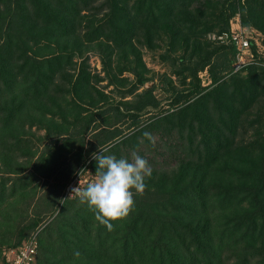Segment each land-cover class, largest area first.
<instances>
[{"label": "trees", "instance_id": "16d2710c", "mask_svg": "<svg viewBox=\"0 0 264 264\" xmlns=\"http://www.w3.org/2000/svg\"><path fill=\"white\" fill-rule=\"evenodd\" d=\"M95 1L0 0V18L11 24L18 22L16 31L8 25L0 43V164H4L7 174L0 183L2 221L13 229L21 224L18 220L21 213L27 211L11 202L3 210L5 182L11 181L9 194L19 185L23 188L21 195L26 197L25 187L36 178L32 169H39L45 165V159H50L51 151L45 156L44 151L38 152V146H30L24 137L29 133L25 124L32 126L39 122L38 125L46 126L38 115H44L51 105L67 108L71 103L69 112L72 116L77 113L82 132H87L92 122L96 123L93 129L98 126L97 133L103 132L104 137L98 136L88 148H95V154L105 149V155L126 157L131 148L151 147V135L155 133L153 149L157 143L166 147L164 150L177 161L176 170L152 166L151 175L145 178L146 187L142 192L133 190V206L126 216L111 221V229L96 218L87 204L80 209L68 205L72 200L66 198L38 233L30 234L39 223V215L31 223L20 225L17 232L9 229V235L18 241L26 236L39 241L33 264H252L251 259L258 254L263 262L255 263L264 264V177L260 176L264 156L257 165L243 167L238 175L232 171L240 172L238 163L244 162L239 157L245 153L232 152L235 162L231 168L228 151L245 111L264 103L263 78L259 73L250 66L249 75L224 74L218 80L221 74L211 71L215 85L207 90L198 81H192L191 90L177 94L169 102L174 110L149 115V121L142 125V114L160 110L151 88L130 102H111L102 93L93 96L86 61L82 60L76 69L77 62L73 60L75 52L83 55L94 48L98 53L109 52V58L121 48L128 59V53L136 52L132 36L138 35L143 27L140 37L152 46L156 44L154 37L161 39L162 34L170 40L172 50L177 48L174 47L177 42L185 48L190 44L198 56L196 67L202 68L210 62L208 58L202 59L204 54L199 51L206 45L205 40L199 39V31L205 33L209 29L206 20L217 19L210 24L213 27L223 23L225 31L229 17L239 10L244 25L253 24L264 32V0H224L226 5L223 0H143L148 14L136 19L128 8L126 13L131 18L124 16V22L120 13L127 5L126 0H102L99 4ZM104 5L106 12L100 16ZM141 8L139 4L136 14ZM113 35L117 42L112 45L108 40ZM194 45L198 47L193 48ZM221 45L229 63L222 61L217 66L223 64L219 70L226 71L235 50L233 45ZM134 89L133 86L130 92ZM82 110L87 114H82ZM96 114L98 120L94 119ZM263 121H259L260 129ZM258 131L257 152L264 155V134ZM90 163L91 171L96 173L95 157ZM28 167L32 169L24 172ZM224 172L229 177H219ZM208 175L219 178L209 183ZM241 175L246 176L243 183ZM217 186L227 208L233 196L240 199L243 193L251 202L246 212L235 211L224 226L214 224L206 212L210 192L214 189L216 193ZM29 192L27 198L35 194V187ZM64 216H70V220H64ZM59 218L64 221L52 228V222ZM244 225L245 232L237 234L240 230L237 226ZM0 236L6 238L4 233ZM13 239L6 238L4 242L12 244ZM0 264H7L1 256Z\"/></svg>", "mask_w": 264, "mask_h": 264}, {"label": "rangeland", "instance_id": "374dc122", "mask_svg": "<svg viewBox=\"0 0 264 264\" xmlns=\"http://www.w3.org/2000/svg\"><path fill=\"white\" fill-rule=\"evenodd\" d=\"M101 1L102 0H96L94 3L99 4ZM201 1L205 2L207 0H200V2ZM126 2L127 5L120 13V17H123V22L125 21L124 16H127L129 19L131 18L130 15L126 13L128 8H130V12L136 19H142L148 14L147 6L143 7V0H141L140 3L138 0H126ZM139 4H141L142 8L136 14V9L138 8ZM203 5L204 7L209 8L206 3ZM203 5L201 8H203ZM224 5H226V2H224ZM106 8L107 7L104 5L100 16L105 14L104 12H106ZM84 11L86 12L87 10L84 9ZM226 14H228V11ZM237 14H239L240 17L241 28L244 27L243 30L245 34L249 35L252 42L250 56L253 57L249 63L242 65L235 72L233 71L232 67V63L235 60L234 58L229 64V69L227 68L226 71L223 70V68L219 70L220 67H223V64L221 66H217L222 61L229 63V59L227 60L225 51L223 48H221V44L232 45L230 42L225 43L217 39V35H219L226 28L223 27V23L212 27L210 22H214V20L217 22V19H212L210 21L205 19L207 23L209 22V29L205 33H201L199 31V39L203 41L205 40L206 42V45H204V47L199 50L204 54L202 59L208 58L210 60V62L205 64L202 68L196 67L198 56L196 53H194L195 50L190 47V44L185 48L184 46H180L181 43L177 42V44L174 45V47L177 46V48L172 50L170 40L165 34H162L161 39H156V36L154 37L156 44L155 46H152L146 40H144L143 37H140L142 36L141 32H143V27H141L137 32L138 35L132 36L131 43L136 46L134 50L136 52L128 53V59L124 55L126 54L124 49L121 48L117 49L112 54L110 57L111 59L109 58V52L107 55L106 53H98L96 48H94L86 51L83 55L75 52L73 60L77 62L76 69L82 60L86 61L87 68L91 73L90 85L94 86V90H91L93 96L105 94L109 96L108 100L111 102H116L119 100H127L130 102L136 99L137 94H140L143 91H146L148 88H151L152 95L158 101V108L160 110H154L151 113L142 114L140 118L141 124L143 125L147 122L146 120H148L149 115L151 116L160 111V114H164L168 109L169 111L174 110V107L171 106L169 102L171 100L174 101L177 94L181 92L185 93L188 92V90H191V88H193L192 86H194L192 81L195 83L198 81L200 84L199 86L206 87L207 90L211 88L217 83L213 82L212 73L214 74V72H216L218 75L221 74V76L218 78L219 80L224 76V74L231 75L232 73H236L249 75L250 72L247 69H249L248 67L251 66L252 70H255L256 73H259V75L263 78L261 80V86L264 85V32L253 24L244 25L242 23V15L239 10H235V12L229 17L228 30H230V23L232 25L233 22V26L236 25V20H234V17ZM17 23L18 22H12L11 24L8 22V20H3L0 18V43L4 40V37L8 32V25H11L12 29L16 31ZM213 34L215 37H212ZM170 37L171 36H169V38ZM108 42L113 45L117 42V40L113 35L111 39L108 40ZM197 47L198 45H194L193 48ZM234 50L236 52L235 47ZM118 53H120V57L117 59ZM194 69L195 74L193 73ZM67 70L69 71L71 68L69 69L67 67ZM141 76L143 79H141ZM133 86L135 89L130 92V89ZM204 91H206V89ZM68 98L71 97L68 96ZM258 106L257 104H254L245 111L246 113L242 119V125L236 131L233 143L228 148L229 154H231L229 161L231 168L233 166L231 164L235 162V156H233L232 152L245 153L243 157L236 155V157H239L244 162V164H242L241 161L238 163V169L240 171L239 173L237 172V169H233L232 171L238 175L241 173L243 167H251L255 164L257 165L261 161V156H264L259 154L261 153L260 151L257 152L260 146L256 141L259 137L258 130H260L261 134H264V125L262 129L259 128V121L264 120V103L259 104ZM91 109L92 106L89 107V110ZM70 110L71 103L67 105V108L59 107L58 105H51V109L46 110L44 115H38V118L40 120L42 119V122H44L48 127L44 126L41 121L40 123H42V125H38L39 122H35V124L32 126L25 124V130L29 131V133H26L24 138L28 139V142L31 143L30 146H38V152L44 151L45 156H47V154L49 155L51 151L50 159H45V165L40 166L39 169L36 170L35 168L32 169V167H28L27 170L25 169L24 172L32 169L36 175L35 180L25 187L27 190L26 197L21 195V190L23 188H20L19 185H16L15 191L9 194L8 192L10 190L11 181L7 180L5 182L6 196L1 206L3 210L8 209L10 202L14 203L15 206H21V209L25 208L27 211L21 213V218L18 219L21 223V226L26 222L31 223V220L36 219L38 215L41 216L40 219H38L39 223L36 224L35 229L31 231L30 234L38 233L41 228L47 225L54 215L59 211L63 200L66 198H70L72 200L70 202L68 201V205L71 203V206L75 205V207L80 209L86 204L81 202L79 194L73 193L68 195L67 187L69 184L75 183L78 187L80 185L81 189H83L88 183L96 179V173L91 171V167L93 166L90 163V161H93L95 157L96 150L95 148L91 150L88 148L95 143V140L98 136L104 137V134L103 132L97 133L99 130L98 126L93 129L92 126L96 124H93V122L91 123V126L87 132H82L81 124L79 123L81 121H79L77 113L75 116H72L73 113L69 112ZM81 113L87 114V111L82 110ZM98 118L99 116L96 114L94 119L98 120ZM127 120L126 122H129L130 119ZM118 124L119 126L124 125V123ZM155 135V133L151 135V147L141 146L135 149L131 148L128 151V157L126 156V158L132 159L134 153L139 154L142 152V154L139 155L148 161L151 169L153 168L152 166H155L157 169L175 171L177 161L173 159L171 153H168L166 150H164L166 147L160 143H157L154 145L155 147L153 149V144L156 141L157 136ZM254 149L256 152H254ZM246 150L250 151L251 153H247ZM123 151L126 152V149H123ZM161 152H165V154L163 155ZM74 154H76V156H74ZM35 158L36 156L34 157L33 163ZM20 160H22V158ZM0 167L1 183L3 182V177L7 176V174L3 168L4 164H0ZM231 168L229 169L230 171ZM227 174V172L221 173L222 176L219 177H229ZM260 176L264 177V170H262ZM219 177L208 175L209 183L213 181L215 182V180ZM245 177L246 176L241 175L240 182L243 183ZM33 187H35V194L32 197L27 198L30 195V189ZM213 190L214 189H212L210 192L211 200L206 208V212L211 217L214 224L224 226L227 221L232 219L235 211H238V213H243L249 209L251 202L249 197L246 198L245 193L241 194L240 199L239 197L233 196L231 198V206L227 208L226 204L223 203V194L221 188L217 186L216 193H213ZM242 191H245V189ZM29 202L30 204H28ZM45 203H49L48 207L44 206ZM40 210H42L44 213H41ZM12 213L13 212H11V214ZM12 216H14V214ZM11 219L13 221V217ZM63 219L69 221L70 216H64ZM61 220L62 219L59 218L57 221L52 222V228H55V224H60L64 221ZM1 222L3 221L0 215V223ZM231 222L234 223L233 220H231ZM20 225L14 226L12 229L10 227H6L4 221L2 224H0V233H4L6 238L13 239L14 237L9 235V229H12L11 231L13 232H17L21 227ZM237 227H240V230L237 231V234L245 232V225ZM26 238L27 236L18 241L15 237V239L11 240L13 243L8 244V242H4L5 239L0 236V256L1 258L3 257V261L6 262L7 253H9L11 250L17 249L29 239ZM37 245H40L39 241H37ZM251 261L253 262L252 264H256V261L257 263L263 262L262 256L258 254L255 256V258L251 259Z\"/></svg>", "mask_w": 264, "mask_h": 264}, {"label": "clouds", "instance_id": "9594fccd", "mask_svg": "<svg viewBox=\"0 0 264 264\" xmlns=\"http://www.w3.org/2000/svg\"><path fill=\"white\" fill-rule=\"evenodd\" d=\"M105 151L101 149L95 154L96 179L83 189L80 185L74 188L73 193L79 194L81 202L86 203L96 218L111 229L112 220L128 214L134 204L133 190H144L145 178L151 175L152 169L139 154L134 153L133 158L128 159L105 155Z\"/></svg>", "mask_w": 264, "mask_h": 264}, {"label": "built area", "instance_id": "2783aa9c", "mask_svg": "<svg viewBox=\"0 0 264 264\" xmlns=\"http://www.w3.org/2000/svg\"><path fill=\"white\" fill-rule=\"evenodd\" d=\"M234 20H236V25L233 26L230 23V30L222 31L217 35V39L232 44L236 52L234 54V61L232 63L233 71L238 70L242 65L249 63L253 56L251 55V40L249 35H246L243 28H241L239 14L235 15ZM212 37H215L213 34ZM78 187L77 184L72 183L67 187L68 195L73 194V189ZM37 249V241L35 237L28 239L23 245L19 246L17 249L11 250L6 254L7 264H33L35 261Z\"/></svg>", "mask_w": 264, "mask_h": 264}]
</instances>
